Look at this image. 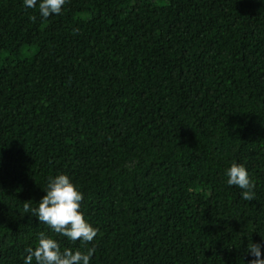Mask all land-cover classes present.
I'll return each instance as SVG.
<instances>
[{
  "label": "trees",
  "instance_id": "16d2710c",
  "mask_svg": "<svg viewBox=\"0 0 264 264\" xmlns=\"http://www.w3.org/2000/svg\"><path fill=\"white\" fill-rule=\"evenodd\" d=\"M233 162L254 200L228 185ZM61 173L91 244L24 213ZM41 231L94 246L90 264H250L248 243L264 246V0H66L46 19L0 0V264H24Z\"/></svg>",
  "mask_w": 264,
  "mask_h": 264
},
{
  "label": "clouds",
  "instance_id": "9594fccd",
  "mask_svg": "<svg viewBox=\"0 0 264 264\" xmlns=\"http://www.w3.org/2000/svg\"><path fill=\"white\" fill-rule=\"evenodd\" d=\"M65 3L66 0H24L26 8H36L38 5L39 15L45 19L61 14ZM30 18L33 21L36 19L35 16ZM226 176L228 185L237 186L242 190V198L245 201L255 199V184L243 164L231 163L226 169ZM43 189L46 195L37 202L38 206L32 208L29 203H25L24 213L37 217L39 223L48 225L54 233L67 237L72 242L91 244L98 234V229L93 227L80 211L83 194L70 177L64 173L49 176ZM262 247L264 246L259 243H248L245 251L253 257L250 264H264ZM25 251L27 255L24 264H32L33 259L36 264H90L95 247H88L85 251L68 247L61 250L55 239L41 231L37 235L36 246Z\"/></svg>",
  "mask_w": 264,
  "mask_h": 264
}]
</instances>
